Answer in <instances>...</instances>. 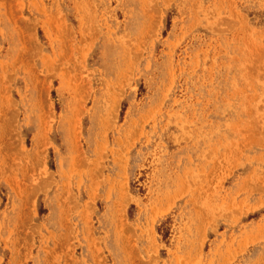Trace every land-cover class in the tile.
<instances>
[{"label": "rangeland", "instance_id": "374dc122", "mask_svg": "<svg viewBox=\"0 0 264 264\" xmlns=\"http://www.w3.org/2000/svg\"><path fill=\"white\" fill-rule=\"evenodd\" d=\"M0 264H264V0H0Z\"/></svg>", "mask_w": 264, "mask_h": 264}, {"label": "bare ground", "instance_id": "6f19581e", "mask_svg": "<svg viewBox=\"0 0 264 264\" xmlns=\"http://www.w3.org/2000/svg\"><path fill=\"white\" fill-rule=\"evenodd\" d=\"M66 137H67V136H66ZM71 156H72V155H71ZM73 156H74V155H73ZM71 158H72V157H71ZM72 161H73V160H72ZM49 179H50V178H49ZM47 180H48V177H47ZM47 180H46L45 182H49V181H47ZM50 180H51V179H50ZM42 187H43V186H42Z\"/></svg>", "mask_w": 264, "mask_h": 264}]
</instances>
